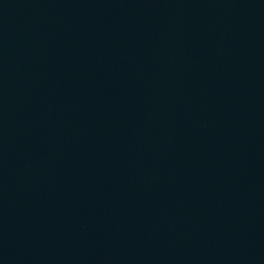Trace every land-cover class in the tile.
<instances>
[{"label": "water", "instance_id": "water-1", "mask_svg": "<svg viewBox=\"0 0 264 264\" xmlns=\"http://www.w3.org/2000/svg\"><path fill=\"white\" fill-rule=\"evenodd\" d=\"M0 264H264V0H0Z\"/></svg>", "mask_w": 264, "mask_h": 264}]
</instances>
